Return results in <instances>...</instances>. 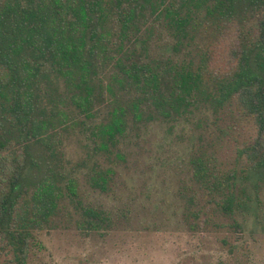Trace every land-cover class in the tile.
<instances>
[{
    "label": "trees",
    "instance_id": "trees-1",
    "mask_svg": "<svg viewBox=\"0 0 264 264\" xmlns=\"http://www.w3.org/2000/svg\"><path fill=\"white\" fill-rule=\"evenodd\" d=\"M205 107L234 108L253 135L228 172L204 153L191 156L195 181L223 214H257L264 0H0V254L27 264L34 232L67 199L88 227L104 220L79 200L76 170L59 155L63 132L79 128L95 153H110L131 127L173 126ZM109 172L94 170L90 185L104 191Z\"/></svg>",
    "mask_w": 264,
    "mask_h": 264
},
{
    "label": "rangeland",
    "instance_id": "rangeland-1",
    "mask_svg": "<svg viewBox=\"0 0 264 264\" xmlns=\"http://www.w3.org/2000/svg\"><path fill=\"white\" fill-rule=\"evenodd\" d=\"M227 45L216 49V62ZM194 114L173 126L149 120L131 127L110 153H95L79 128L63 132L59 155L76 170L79 200L104 220L88 227L83 210L65 200L48 227L34 232L27 264H264V184L257 214L228 216L196 183L190 165L191 156L204 153L220 170L238 168L251 127L234 108ZM94 170H110L104 191L90 185ZM202 220L207 227L191 228ZM0 264H15L12 253L0 254Z\"/></svg>",
    "mask_w": 264,
    "mask_h": 264
}]
</instances>
